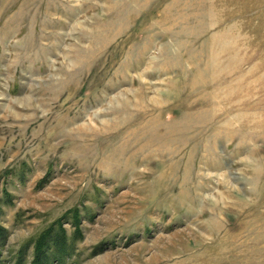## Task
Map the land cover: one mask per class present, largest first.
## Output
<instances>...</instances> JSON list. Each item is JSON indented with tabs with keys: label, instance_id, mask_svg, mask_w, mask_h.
Returning <instances> with one entry per match:
<instances>
[{
	"label": "rangeland",
	"instance_id": "obj_1",
	"mask_svg": "<svg viewBox=\"0 0 264 264\" xmlns=\"http://www.w3.org/2000/svg\"><path fill=\"white\" fill-rule=\"evenodd\" d=\"M0 227V264H264V0H0Z\"/></svg>",
	"mask_w": 264,
	"mask_h": 264
},
{
	"label": "trees",
	"instance_id": "obj_2",
	"mask_svg": "<svg viewBox=\"0 0 264 264\" xmlns=\"http://www.w3.org/2000/svg\"><path fill=\"white\" fill-rule=\"evenodd\" d=\"M3 230H5V229H3L2 227H0V233H1V231L3 232ZM44 242L43 243H39L41 246L39 245L38 248H37V259H36V261H35L34 264H42V261L40 259L41 257H40L39 248H41V251H42L44 248L47 247V245H44ZM0 244H1V238H0Z\"/></svg>",
	"mask_w": 264,
	"mask_h": 264
}]
</instances>
